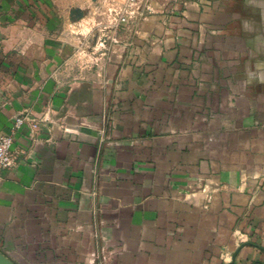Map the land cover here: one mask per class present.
Segmentation results:
<instances>
[{
    "label": "crops",
    "instance_id": "1",
    "mask_svg": "<svg viewBox=\"0 0 264 264\" xmlns=\"http://www.w3.org/2000/svg\"><path fill=\"white\" fill-rule=\"evenodd\" d=\"M70 5L0 0V136L38 123L0 175L8 263L264 264V0H171L75 66Z\"/></svg>",
    "mask_w": 264,
    "mask_h": 264
},
{
    "label": "rangeland",
    "instance_id": "2",
    "mask_svg": "<svg viewBox=\"0 0 264 264\" xmlns=\"http://www.w3.org/2000/svg\"><path fill=\"white\" fill-rule=\"evenodd\" d=\"M73 3L68 8L64 7L69 16L74 20H82L85 16L87 21L79 25L80 30H89L87 38L73 40L76 41L81 52L75 56L71 63L75 66L87 61L92 52L112 41L113 38H127L131 35L136 26L144 21V17L160 11H169L171 9L169 1L171 0H141L140 7L123 6L124 0H61ZM97 1H99L97 3ZM97 3V4H96ZM124 17V18H123ZM122 18V19H121ZM70 31V30H69ZM114 32V34L112 33ZM72 34V32H71ZM75 36V29L73 32ZM80 35H82L80 33ZM7 255L0 250V264H9Z\"/></svg>",
    "mask_w": 264,
    "mask_h": 264
},
{
    "label": "built area",
    "instance_id": "3",
    "mask_svg": "<svg viewBox=\"0 0 264 264\" xmlns=\"http://www.w3.org/2000/svg\"><path fill=\"white\" fill-rule=\"evenodd\" d=\"M140 4L141 0H124L123 2L124 8L134 7L138 9ZM112 41H115V39L113 38ZM25 124L30 125L33 129L38 126V123L34 119L26 115L18 116L14 120L12 129L7 134L0 136V175L3 171L10 170L15 166V155L13 150L14 138L16 131Z\"/></svg>",
    "mask_w": 264,
    "mask_h": 264
}]
</instances>
